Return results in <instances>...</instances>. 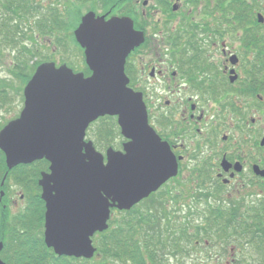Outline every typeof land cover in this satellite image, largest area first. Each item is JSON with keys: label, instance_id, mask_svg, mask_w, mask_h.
<instances>
[{"label": "flooded vegetation", "instance_id": "1", "mask_svg": "<svg viewBox=\"0 0 264 264\" xmlns=\"http://www.w3.org/2000/svg\"><path fill=\"white\" fill-rule=\"evenodd\" d=\"M257 2L0 0V51L23 55L26 66L28 53L81 54L85 69L86 47L77 31L86 16L104 22L131 20L144 40L127 56L129 85L142 92L146 105L154 103L148 110L151 124L169 143L178 170L156 191L121 212L164 217L169 209L172 217L167 222L171 223L161 226L171 235L211 228L209 236L190 234L198 247L220 238L213 212L235 208L238 218L252 216L253 210L264 213V175L255 169L264 170V30H257L264 23L258 20L259 13L264 15V4ZM56 63L71 67L67 62ZM35 163L28 164V264H43L50 257L97 262L96 255H58L47 246L46 202L41 191L42 204L35 210L43 213V226L38 216L36 221L32 218L30 194L37 193L39 186L30 184L29 173ZM49 165L43 170L49 171ZM223 199L228 206L222 205ZM13 200L17 206L19 201ZM0 204L7 208L2 199ZM116 211L111 209L108 229ZM136 222L133 219L110 230L104 264H172L173 246H162L156 239L146 241L144 225ZM182 242L187 240L182 237Z\"/></svg>", "mask_w": 264, "mask_h": 264}, {"label": "water", "instance_id": "2", "mask_svg": "<svg viewBox=\"0 0 264 264\" xmlns=\"http://www.w3.org/2000/svg\"><path fill=\"white\" fill-rule=\"evenodd\" d=\"M77 37L92 73L85 76L54 61L39 64L24 88L20 115L0 130V149L8 169L50 161V171L39 179L46 244L58 255L92 258L97 250L92 237L108 228L111 208H131L176 175L178 165L169 143L149 122L142 92L128 85L126 59L143 34L131 20L86 16ZM105 115L117 116L128 139L123 150L108 148L107 162L86 140L89 125ZM0 264H6L1 257Z\"/></svg>", "mask_w": 264, "mask_h": 264}, {"label": "trees", "instance_id": "3", "mask_svg": "<svg viewBox=\"0 0 264 264\" xmlns=\"http://www.w3.org/2000/svg\"><path fill=\"white\" fill-rule=\"evenodd\" d=\"M259 25V24H258ZM259 30V28H257ZM29 51V49H28ZM18 62V69L23 67L21 64V59H23V55H17L15 57ZM29 67V66H28ZM35 67H33L28 73V79L30 78L32 72L34 71ZM87 69V74L90 73V71ZM26 81V79H25ZM1 91V90H0ZM3 95V94H2ZM0 95V98H2ZM0 105H3L0 100ZM97 121L98 127L96 126V129L94 130V135L90 136L91 138H94V142L97 147L101 146H109L114 143V140L117 136H122L120 127L117 122V117L115 116H104L100 117ZM96 124V123H94ZM48 162L45 160L38 161L31 168V173H29V177L32 178V182L30 184L35 185L38 187V177L40 175L41 170L45 169ZM7 171V166L5 163V156L2 150H0V178L3 177L5 172ZM14 175L15 180H18L22 182L25 188V197H26V204L24 208L15 213V214H8L7 211L2 210L1 216H0V240L4 241V249L2 251V256L4 257L7 255L10 258H6L7 264H28V165L27 167H20L15 168L9 171L6 183L8 179ZM5 183V184H6ZM29 186V187H32ZM39 188V187H38ZM32 191L30 190L29 193ZM31 200L32 201V207L34 208L33 211V221H36V217H39L41 226H43V213L40 211H36L35 208H38L40 204H42V200L40 199L39 195V189L36 193H31ZM6 213H5V212ZM121 213V211H120ZM213 216L216 217L215 219V225L219 227L217 229L220 231V234L225 235L224 238H231V237H239L241 240L245 238L244 243L242 244L240 248L245 252L247 248H254L255 252L252 254V257L248 258L246 257L242 263L238 264H264V213L253 210L252 216H239L236 213V209H232V211H224L219 210L212 213ZM157 216L150 214V215H141L137 216V214L127 213L125 214L123 212L121 220L118 222L120 226H122L124 223L128 224L131 220L137 221L140 225H144L145 230V239L146 241H151L153 239L158 240L162 246L168 245V247L173 246L176 250H183V242L182 237H184L185 240H187L186 245L193 246L194 239L192 236L196 234H202L206 233V236H209L211 233V228L206 227H200L196 232H189L187 229H184L181 232L173 231V237H167L164 238V233H169L171 235V231H163L161 228L160 221H156L155 218ZM130 218V220H127ZM160 219V218H159ZM136 222V223H137ZM149 226V227H148ZM151 229H154L151 231ZM120 232V230L118 229ZM155 235H152V234ZM192 234V236H190ZM239 242V241H238ZM164 246V247H165ZM184 249L186 246H183ZM160 249H163L159 246ZM187 250V248H186ZM99 251L104 255L105 249L104 247H99ZM187 252V251H186ZM191 253V251L189 252ZM252 253V251H251ZM13 254V258L11 259ZM257 254V255H255ZM255 255V256H254ZM53 261V262H52ZM48 264H71V262H65L60 261L59 259H55L50 257L48 259ZM47 263L46 261L44 264ZM100 262H94L91 264H99ZM75 264V263H73ZM83 264V263H78ZM183 264V262L179 263Z\"/></svg>", "mask_w": 264, "mask_h": 264}, {"label": "rangeland", "instance_id": "4", "mask_svg": "<svg viewBox=\"0 0 264 264\" xmlns=\"http://www.w3.org/2000/svg\"><path fill=\"white\" fill-rule=\"evenodd\" d=\"M257 3L258 5L264 4V0H258ZM259 10H261V8ZM261 29L264 30V23L262 24V27L259 28V30ZM50 59L55 60L58 63L67 62L68 64L71 65V67L76 69V71H84L85 73L87 72L86 68L83 69L85 67V60L81 54L78 55L49 54L48 52H42V51H39L31 55L28 53V65L24 67V69L23 67L18 69L17 59L14 57V55L11 52H9L8 49L4 51L3 50L0 51V90H1L0 95L3 94L1 96L2 98H0L1 103H3V105H0V129L10 119L14 118L20 113L24 105L23 89L26 84V81L28 80L27 77L28 73L31 72L30 70L33 67H36V65H38L40 62ZM147 107L148 110H150L151 108L154 107V103H150V106L147 105ZM149 118H150V122L153 124V118L151 117L150 114H149ZM95 123L96 124H93L89 130V137L94 135L93 134L94 130L96 129V126L98 127L99 121H96ZM92 139L94 140L93 137ZM123 141L124 138L122 136H117L112 146H114L117 149H120L122 148ZM107 147L108 146H101V147L99 146L98 148H100V150L105 153ZM1 179L2 178H0V182ZM1 190L4 191L3 194H1ZM21 193L25 194L24 185L22 184V182L15 180L14 175L8 179L5 186L0 185V200L2 199L3 203L6 202L8 203L6 209H2L0 204V216H1V212H3L2 210H5L8 212V214L13 215L24 208V204H26V197L22 201ZM13 199H17L19 201L17 206L13 203L14 201ZM221 202L222 205H224V207L228 206L226 199L221 200ZM242 202L243 201H241V203ZM172 206H174V204L169 205V207ZM166 211L167 212L164 217L157 216L155 218L156 221H160V224L171 223L170 220H168L167 222V218L168 219L171 218L172 215L169 213V209ZM122 214L123 212L120 213V211H116L112 216L113 218L110 228L107 229L106 231L99 232L97 235L94 236V243L98 246L96 256H97V261L100 262L99 264H104L105 256H106L105 253L104 255H102V253L99 251V247H104V249H107L106 248L107 236L110 234V230H112V228L113 229L117 227L119 228L118 222L121 220ZM181 222L183 223L184 221ZM161 228L163 229V227ZM153 230L154 229H151V231ZM163 231L166 230L163 229ZM163 235L164 238L174 236V235H169V233H164ZM224 236L225 235H222L221 233L219 239H214V238L210 239V241L213 243H210L208 245L203 244L198 247H194V246L192 247L189 244L186 245L185 243H183V246H186L187 250L186 248L184 249L183 246H182L183 250L181 251L176 250L174 248L173 249L174 257L171 256L170 261L172 262V264H179L181 262H183V264H238V263H242L246 257L248 258L252 257V254H254L255 249L247 248V250L243 252V250L241 249L242 248L241 246L243 245L239 244V243H244L246 241L245 238L241 240V238H238L237 236L236 237L233 236L231 238L229 237L224 238ZM190 251L191 253H189ZM232 257L235 260L228 262V260H230V258ZM4 258L6 259V255L4 256ZM12 258H13V254L11 259ZM73 263L78 264V262L71 261V264Z\"/></svg>", "mask_w": 264, "mask_h": 264}]
</instances>
